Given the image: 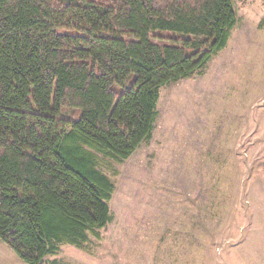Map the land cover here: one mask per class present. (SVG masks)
<instances>
[{
	"label": "trees",
	"instance_id": "obj_1",
	"mask_svg": "<svg viewBox=\"0 0 264 264\" xmlns=\"http://www.w3.org/2000/svg\"><path fill=\"white\" fill-rule=\"evenodd\" d=\"M236 24L232 0H0V242L43 264L99 238L114 185L89 149L130 159L162 88L203 70Z\"/></svg>",
	"mask_w": 264,
	"mask_h": 264
},
{
	"label": "rangeland",
	"instance_id": "obj_2",
	"mask_svg": "<svg viewBox=\"0 0 264 264\" xmlns=\"http://www.w3.org/2000/svg\"><path fill=\"white\" fill-rule=\"evenodd\" d=\"M232 1L227 47L162 88L152 138L124 162L89 149L108 226L43 264H264V0ZM0 264L26 263L0 242Z\"/></svg>",
	"mask_w": 264,
	"mask_h": 264
}]
</instances>
